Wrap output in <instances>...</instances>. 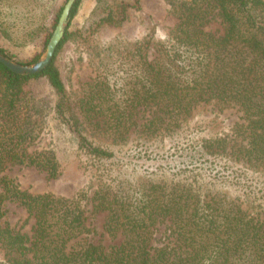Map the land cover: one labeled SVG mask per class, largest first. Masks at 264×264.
<instances>
[{
	"label": "trees",
	"instance_id": "obj_1",
	"mask_svg": "<svg viewBox=\"0 0 264 264\" xmlns=\"http://www.w3.org/2000/svg\"><path fill=\"white\" fill-rule=\"evenodd\" d=\"M81 1L74 3L64 38L43 71L21 75L0 62L2 264H264V219L224 189L234 185L247 191L246 197L264 200V0H168L178 21L155 52L148 34L123 55L130 63L124 75L113 79L104 70L84 85L81 116L102 125L104 142L90 141L72 116L69 120L78 149L95 169V210L108 212L106 230L113 237L123 235L121 243L106 251L86 241L85 235L93 231L82 203L87 191L71 198L33 194L2 175L10 163L33 165L50 177L60 175L55 151H29L40 137L42 122L24 84L46 76L58 95V112L71 110L56 57L70 39L69 27ZM117 1L107 4L109 13L98 23L120 24L128 6L139 7V0ZM215 19L223 25L222 34L207 28ZM51 35L46 32L47 43ZM0 51L15 58L1 45ZM210 102L233 104L240 119L228 131L215 130L213 119L191 120L196 106ZM132 132L148 139L173 137L172 147L187 159V166L171 172L158 165L164 170L156 176L122 178L109 140L124 141ZM153 151L146 150L149 160L155 159ZM8 199L24 205L35 219L32 235L2 225ZM159 231L165 241L154 246Z\"/></svg>",
	"mask_w": 264,
	"mask_h": 264
},
{
	"label": "rangeland",
	"instance_id": "obj_2",
	"mask_svg": "<svg viewBox=\"0 0 264 264\" xmlns=\"http://www.w3.org/2000/svg\"><path fill=\"white\" fill-rule=\"evenodd\" d=\"M66 2L67 0H0V45L13 55L15 60L30 64L29 61L35 55L41 56L45 51L46 32L54 31L59 10ZM118 2L105 0L98 4L97 0H82L77 15L71 21L70 39L56 57V65L65 84L66 103L71 110L63 114L58 112V95L46 76L31 78L24 84V92L34 106L33 112L42 122L40 137L30 145L29 151H55L61 164L60 175L50 177L46 170L15 163L8 164L2 173L13 179L21 189L33 194L52 193L71 198L81 191H87L88 197L82 203L87 216L86 223L93 231L85 235V238L88 242L102 245L106 251H109L112 245L121 243L124 236L110 235L105 227L108 212L95 210L91 198L97 183L95 169L89 157L78 149V140L73 129L75 125H71L69 119L72 116L78 128L90 141L104 142L103 138L106 136L101 133L102 125H95V120L88 121L81 116L79 100L84 85L104 70H107L113 79L117 75H124L123 70L130 63L128 64L123 55L132 51L136 43L148 34L152 35L150 50L154 53L156 44L169 37L178 21L171 12L168 0H139L138 8H126L127 16L122 23H98L100 16L109 13L107 4L116 5ZM115 16L118 17L119 14L116 12ZM207 28L218 34L223 33V25L219 19L211 21ZM240 116L241 112L233 104L222 107L216 102H210L196 106L192 111L191 120H214L212 125L216 126L215 130L225 128L228 131ZM144 119L143 116L139 122ZM138 135L139 133L132 132L129 139L124 141L113 143L109 140V149L115 152V160L118 159V166H121L122 178L135 180L141 176H156V171L164 170L158 168V165L171 172H178L180 167L187 166L183 162L187 159L172 147L173 137L158 135L148 139ZM147 144H151L148 149ZM146 150H154L151 156L155 159L149 160L150 156H147ZM129 160L133 162L130 163ZM236 188L238 187L234 185L229 188L224 186L233 196L239 197L243 207L249 212L264 219V200L248 198L247 191ZM3 209L2 225L9 224L16 230L33 234L35 219L29 216L24 205L8 199ZM160 227L163 229L164 225ZM164 237L159 231L155 235L153 245L163 244ZM5 258V250L0 247V264Z\"/></svg>",
	"mask_w": 264,
	"mask_h": 264
},
{
	"label": "water",
	"instance_id": "obj_3",
	"mask_svg": "<svg viewBox=\"0 0 264 264\" xmlns=\"http://www.w3.org/2000/svg\"><path fill=\"white\" fill-rule=\"evenodd\" d=\"M76 1L77 0H67L65 3L55 29L46 45V49L37 61L30 64L21 63L0 51V62L12 71L21 75L35 74L43 71L52 61L57 47L64 38L65 32L71 20V9Z\"/></svg>",
	"mask_w": 264,
	"mask_h": 264
}]
</instances>
